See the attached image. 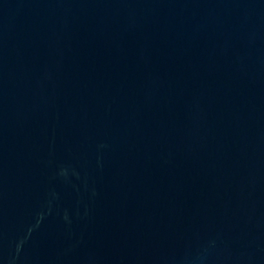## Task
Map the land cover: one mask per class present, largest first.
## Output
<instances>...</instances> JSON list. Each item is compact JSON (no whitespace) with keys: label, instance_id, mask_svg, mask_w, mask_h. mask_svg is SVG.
Here are the masks:
<instances>
[{"label":"water","instance_id":"1","mask_svg":"<svg viewBox=\"0 0 264 264\" xmlns=\"http://www.w3.org/2000/svg\"><path fill=\"white\" fill-rule=\"evenodd\" d=\"M0 264H264V0H0Z\"/></svg>","mask_w":264,"mask_h":264}]
</instances>
